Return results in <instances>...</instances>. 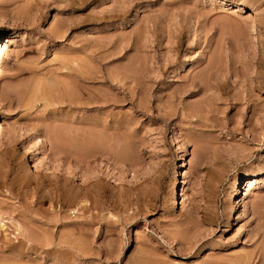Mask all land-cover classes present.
I'll return each instance as SVG.
<instances>
[{
  "label": "rangeland",
  "instance_id": "374dc122",
  "mask_svg": "<svg viewBox=\"0 0 264 264\" xmlns=\"http://www.w3.org/2000/svg\"><path fill=\"white\" fill-rule=\"evenodd\" d=\"M0 225V264H264V0H0Z\"/></svg>",
  "mask_w": 264,
  "mask_h": 264
},
{
  "label": "bare ground",
  "instance_id": "6f19581e",
  "mask_svg": "<svg viewBox=\"0 0 264 264\" xmlns=\"http://www.w3.org/2000/svg\"><path fill=\"white\" fill-rule=\"evenodd\" d=\"M74 82H75V81H74ZM67 90H68V89H67ZM75 100H76V99H75ZM45 101H46V100H45ZM74 129H75V128H74ZM77 135H78V134H77ZM73 139H74V138H73ZM69 143H70V142H69ZM90 143H91V142H90ZM246 176H247V175H246ZM250 181H251V180H249L248 183H247V184H249V186H250ZM244 183H245V182H244ZM236 188H237V187H236ZM0 227H1V225H0ZM247 260H248V259H247ZM10 263H11V262H10ZM16 263H17V262H16Z\"/></svg>",
  "mask_w": 264,
  "mask_h": 264
}]
</instances>
